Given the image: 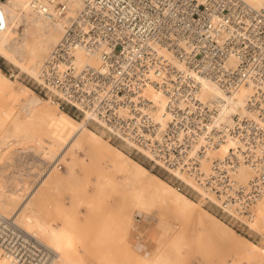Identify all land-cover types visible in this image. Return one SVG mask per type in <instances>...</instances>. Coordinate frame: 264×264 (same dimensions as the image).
<instances>
[{
	"label": "built area",
	"instance_id": "1",
	"mask_svg": "<svg viewBox=\"0 0 264 264\" xmlns=\"http://www.w3.org/2000/svg\"><path fill=\"white\" fill-rule=\"evenodd\" d=\"M0 0V32L7 15ZM61 39L46 56L39 93L59 110L89 112L108 139L174 177L242 228L264 194V8L244 0H79ZM54 21L67 0H32ZM82 51L95 63H80ZM223 96L251 88L247 115L221 116ZM164 97L159 107L148 96ZM225 156H213L227 139ZM248 167L253 176L236 179ZM17 212L0 215V254L7 264H51L55 251L23 228Z\"/></svg>",
	"mask_w": 264,
	"mask_h": 264
},
{
	"label": "bare ground",
	"instance_id": "2",
	"mask_svg": "<svg viewBox=\"0 0 264 264\" xmlns=\"http://www.w3.org/2000/svg\"><path fill=\"white\" fill-rule=\"evenodd\" d=\"M31 1H3V9L7 15V28L0 32V54L19 65L20 68L27 70L37 79L46 56L61 39L63 27L74 16L80 2L79 0H67L69 4L67 15L59 20L50 21L31 7ZM244 1L254 8H264V0ZM21 23L24 25L22 33L19 32ZM46 25L52 27L54 32L53 34L48 33L45 46L38 48L34 45V39ZM50 43L54 44L49 49ZM41 49L45 53L48 51L44 59L41 55ZM77 54L80 63H95L97 61V59L85 57L82 51ZM6 84L5 74L0 71L1 99L9 96ZM201 93L208 97H222L224 101L221 102V116H228L230 122L233 115H247L245 102L251 94V88L247 86L242 85L232 94L223 96L214 84L203 81ZM12 96L16 99V107L10 112L11 116L8 118L10 128L1 131L4 124L0 122V153L11 145L21 143L19 133L24 130L26 125L30 124L33 113H36L40 120H47L45 101L33 103V101L29 100L28 91L23 89H19L17 93L13 92ZM148 96L159 107L163 106L165 99L160 93L151 88L148 89ZM92 118L94 117L89 112L85 113L82 121H76L66 113H53L49 119V136L42 140L44 144L42 154L44 158H47L49 154L48 141L46 139H49V143L52 145L51 148L54 146L53 148L58 151L46 175L40 179L43 181L48 174H59L62 178L74 180L75 169L87 165L89 161L90 154L86 147L96 150V154L100 158V165H98L93 179L98 192L101 195H121L123 198L125 197L132 203L133 215H123L113 221L102 220L91 242L93 245L101 246L105 242L112 240L113 234L118 231L122 230L125 231L124 234L128 233L131 226H133L134 215L137 211L146 217L156 206L171 207L182 216H193L194 223L202 227V229L210 228V225L205 220L206 216H212L209 212L206 211L205 215L201 214L197 210V202L188 199L183 193L178 192L176 188L152 174L147 168L131 159L118 147L108 144L99 133L88 127V123ZM233 144V139L229 138L211 155L225 156ZM62 164H64V170H62ZM233 176L236 179L247 180L253 176V171L248 167L242 166L234 170ZM39 182L37 183L39 184ZM73 189L77 190V187L75 186ZM19 191L1 187L0 202H3L4 196L19 198V195H21ZM33 193L34 189L29 191L25 197L23 196L21 208L27 205ZM61 206V201L57 199L53 206L54 212H59ZM254 210L255 219L264 217V194L256 202ZM24 222L26 230L35 235L39 233L43 236L46 244L56 253L54 260L58 259L62 264H88V258H92L95 261L94 264H124L108 252L97 253L92 256L84 254L83 246L86 244V239L77 234L75 224L66 218L62 221L52 218L46 219L42 218L35 210H31L29 214L25 215ZM181 254L182 250H178L175 253V259H180ZM54 260L51 264H53ZM129 262H136L137 264H166L168 261L165 255L157 252L152 258L142 254H134ZM249 262H264V252L257 244L245 241L238 257L223 264H248ZM0 264H7L1 254Z\"/></svg>",
	"mask_w": 264,
	"mask_h": 264
},
{
	"label": "rangeland",
	"instance_id": "3",
	"mask_svg": "<svg viewBox=\"0 0 264 264\" xmlns=\"http://www.w3.org/2000/svg\"><path fill=\"white\" fill-rule=\"evenodd\" d=\"M20 25L19 32L22 33L24 25L22 23ZM53 32L54 29L46 25L36 35L34 45L38 48L45 46L48 33L53 34ZM53 44H49V49ZM47 52L45 53L41 49L43 59ZM0 71L5 74L9 93V96L0 98V122L4 124L1 131L10 128L8 118L11 116L10 112L16 107V99L12 93H17L19 89L27 90L29 100L33 103L45 101L47 110V120L42 121L36 116V113H33L30 124L26 125L24 130L19 133L21 143L11 145L0 153V188L17 189L21 193L19 198L4 196L3 202H0V215L9 216L16 211L18 213L17 221L25 229V215L29 214L31 210H35L42 218H46L44 212L45 189L46 184L49 183V218L59 221L66 218L72 221L77 233L86 239L83 250L87 256L108 252L120 262L122 261L121 263L137 264L129 262L134 254L152 258L155 253L159 252L167 257L166 264H223L238 257L245 241L257 244L264 252V217L255 219L254 207L256 203L252 209V218L247 222L248 227L242 228L238 222H234L223 214L216 205L209 201L205 202L202 195L188 187H184L182 193L188 199L198 203L197 210L201 214L205 215L207 211L212 215L205 217L210 228L202 229L194 223L193 216H182L171 207L156 206L146 217L137 211L134 215L133 226L128 233L124 234L125 231H118L113 234L112 240L101 246L93 245L91 242L102 220L113 221L123 215H133L132 203L125 197L101 195L98 192L93 179L97 167L100 165V158L97 156L96 150L86 147L90 154L89 161L87 165L75 169L74 180L62 178L59 174H48L41 181L58 151L53 148L54 146L51 148L49 139H46L49 154L47 158H44L42 154L44 146L42 140L49 136V119L53 113H66L74 120L82 121L85 114L59 110L48 102L49 100L42 93H39L38 78L36 79L27 70L20 68L19 65L8 60L2 54H0ZM88 127L99 133L108 144L118 147L152 174L176 188L179 182L162 169L153 167L146 157L136 153L129 155L130 148L126 144L118 140H109L108 135L96 123L90 121ZM62 170H64V164H62ZM75 186L77 190L73 189ZM33 189L34 193L27 205L21 208L23 198ZM57 199L61 201L62 206L59 212H54L53 206ZM64 202L71 204V209H67ZM19 207L20 209H18ZM36 235L46 243L43 236L39 233ZM140 248L143 250L141 251ZM178 250H182V254L180 259H175V253ZM87 262L94 264L95 261L88 258ZM53 264H62V262L56 259ZM248 264H264V262H249Z\"/></svg>",
	"mask_w": 264,
	"mask_h": 264
},
{
	"label": "crops",
	"instance_id": "4",
	"mask_svg": "<svg viewBox=\"0 0 264 264\" xmlns=\"http://www.w3.org/2000/svg\"><path fill=\"white\" fill-rule=\"evenodd\" d=\"M45 199H46V203H45V207H44V212H45V217L47 219H49V183L46 184V189H45ZM64 205L66 206L67 209H71V204H69L68 202H64ZM75 220L78 222V220L76 219V217H74ZM79 235V233H77ZM141 251L143 250L142 248H140Z\"/></svg>",
	"mask_w": 264,
	"mask_h": 264
}]
</instances>
